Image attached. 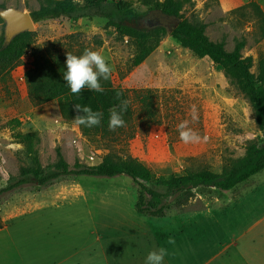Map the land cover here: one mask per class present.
Wrapping results in <instances>:
<instances>
[{
  "label": "rangeland",
  "instance_id": "obj_1",
  "mask_svg": "<svg viewBox=\"0 0 264 264\" xmlns=\"http://www.w3.org/2000/svg\"><path fill=\"white\" fill-rule=\"evenodd\" d=\"M85 1L74 0L79 6ZM121 1L143 16L152 4L165 0ZM177 1L182 3L178 19L203 25L210 41L222 43L228 52L242 42L240 56L249 60V71L257 76L264 57V0ZM40 4L38 0H0V8L27 13ZM32 33L31 50L0 79V190L30 166L24 145L13 137L16 133L33 142L43 170L54 168L57 151L71 169L98 165L110 155L122 161L135 159L151 171L147 187L158 193L164 192L159 181L185 170L228 171L264 137L235 82L208 58H196L168 34L133 68L136 29L117 34L102 19L58 18L34 23ZM3 39L0 19V44ZM85 49L105 57L112 68L113 86L128 92L134 109L130 125L111 140L91 137L87 127L75 125L74 112L62 111L61 100L36 105L27 94L24 74L32 68L35 53L81 55ZM140 91L150 98L151 116L138 110L134 93ZM13 119L20 122L18 128L8 124ZM183 120L207 140L183 143L177 130ZM138 196V186L126 176H66L44 186L28 183L0 194V243H32V255H37V248L52 249L56 255L70 257V264H95L89 257L99 264L104 256L108 261L119 256L123 263H132L138 245L164 243L166 237L175 243H204L207 238L220 242L223 229L227 233L232 229L238 236L251 226L239 241L244 259L236 254V262L264 264V170L229 192L200 189L190 198L178 195L161 218L138 214L134 209ZM206 207L226 210L213 211L214 219L207 217L204 226L200 211Z\"/></svg>",
  "mask_w": 264,
  "mask_h": 264
},
{
  "label": "trees",
  "instance_id": "obj_2",
  "mask_svg": "<svg viewBox=\"0 0 264 264\" xmlns=\"http://www.w3.org/2000/svg\"><path fill=\"white\" fill-rule=\"evenodd\" d=\"M41 2L37 10L29 13L33 23L58 18H68L73 21L102 19L106 28L113 29L117 34H122L126 28H133L130 24L142 17L136 10L121 0H86L82 6L77 5L74 0H38ZM188 2V0H185ZM161 10L168 15H174L181 19L180 12L182 3L177 0H165L161 5L152 4L150 10ZM170 36L177 41L181 47L188 49L198 59L208 58L210 62L221 69L232 79L239 91L246 97L253 110L257 125L264 130V57L258 63V74L250 73L248 59H242L240 51L243 43L239 42L230 52L224 49L222 43L210 41L204 34V26L192 24L186 20L171 24ZM136 29V28H133ZM139 33L136 52L132 61L135 68L142 64L157 48L161 38L166 35L162 28L136 29ZM33 45V33L24 32L17 35L7 45L0 44V79L7 76L22 57L31 50ZM34 62L31 69L24 74L29 100L33 104H44L55 100H61L62 111H72L75 116L74 104L91 107L94 111L103 113L99 126L88 128L91 137H99L111 140L121 135L125 128L130 125L134 117V109L131 106L128 92L113 86L111 77L109 80H101L104 92L89 91L85 88L77 96L73 95L63 80V72L66 70V55L57 53L34 54ZM122 93L121 99L128 100L127 111L123 113L125 126L115 131L109 130V115L113 108L119 111L120 100L116 93ZM136 103L140 106V112H146L151 116V104L144 91L136 92ZM13 129L20 126L16 119L8 123ZM83 126V125H81ZM14 139L24 145L25 156L29 161L28 168H22L20 176L0 190V194L20 188L28 183L44 186L60 177L86 176L97 178H114L126 176L138 186L139 196L135 204V211L140 215L155 218L164 216V211L171 199L178 195L191 196L193 192L200 189H215L229 192L238 185L245 183L253 176L264 170V137L250 147L246 154L237 161L228 171L216 173L211 170L190 172L183 171L179 175H172L165 180L159 181L164 192L158 193L151 190L147 185L152 180L151 171L135 159L122 161L114 155L98 165L90 167L76 166L69 168L63 161L60 152L54 168L43 170L39 164L38 153L32 141H25L18 133L13 135Z\"/></svg>",
  "mask_w": 264,
  "mask_h": 264
},
{
  "label": "crops",
  "instance_id": "obj_3",
  "mask_svg": "<svg viewBox=\"0 0 264 264\" xmlns=\"http://www.w3.org/2000/svg\"><path fill=\"white\" fill-rule=\"evenodd\" d=\"M243 184V183H242ZM233 205V204H232ZM231 205V206H232ZM230 206V207H231ZM204 210V212H202ZM224 212L226 209L216 208H204L200 212L201 216L204 215V226H206L205 219L211 217L214 211ZM214 219V218H213ZM250 228L243 230L238 236H236L234 230L226 232L223 228V238L220 242L214 241L212 243L209 240H204V243H174L169 244V238H165L164 243H145L144 245H138L135 256L131 255V259L135 262L123 263L122 258L116 256L110 258L108 261L107 256L102 257L103 261L99 264H145L148 253L152 250H158L163 247L167 249V255L164 258L163 264H241L236 262V254L244 259L239 254V247L241 243L239 241L246 233L250 232ZM2 230H0V233ZM169 237V236H168ZM206 237V230L204 228V238ZM162 239V235L160 236ZM214 240H218L215 238ZM161 242H163L161 240ZM167 242V243H166ZM23 244V248H22ZM30 247V252H29ZM32 243H0V264H70V257L56 255L52 249H36L37 255L31 254ZM58 256V257H54ZM92 257H89V261L96 264V261H92ZM72 264H80L79 261H74ZM242 264H248L244 261Z\"/></svg>",
  "mask_w": 264,
  "mask_h": 264
},
{
  "label": "clouds",
  "instance_id": "obj_4",
  "mask_svg": "<svg viewBox=\"0 0 264 264\" xmlns=\"http://www.w3.org/2000/svg\"><path fill=\"white\" fill-rule=\"evenodd\" d=\"M65 64L66 70L63 72V80L73 95L79 96L85 88L89 91L104 92L101 80L110 79L112 68L99 51L85 49L81 55H74L67 51ZM121 97L122 93L117 92L116 98L120 100L119 111L113 108L109 115L108 127L111 131L125 126L123 113L127 111L129 101L121 99ZM73 107L77 113L73 119L75 125L91 128L101 124L102 112L94 111L91 107L81 104H74ZM191 116L192 122H195L197 120L195 106L192 107ZM189 124L188 120H183L177 125L179 139L183 143L195 144L207 140V137H201L199 132L190 127ZM168 243L174 244L175 240L170 237ZM167 254V249L163 247L158 250L154 249L148 253L145 264H163Z\"/></svg>",
  "mask_w": 264,
  "mask_h": 264
},
{
  "label": "water",
  "instance_id": "obj_5",
  "mask_svg": "<svg viewBox=\"0 0 264 264\" xmlns=\"http://www.w3.org/2000/svg\"><path fill=\"white\" fill-rule=\"evenodd\" d=\"M0 19L4 23V39L3 46H7L14 37L24 32H33L34 23L32 22L29 13L15 8H0ZM180 20L174 15H168L161 10H150L145 13L140 19L132 22L131 27L139 29L162 28L166 34L170 35L171 24L179 23Z\"/></svg>",
  "mask_w": 264,
  "mask_h": 264
}]
</instances>
